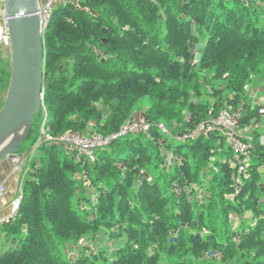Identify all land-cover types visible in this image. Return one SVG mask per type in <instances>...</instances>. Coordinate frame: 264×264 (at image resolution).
I'll list each match as a JSON object with an SVG mask.
<instances>
[{"label": "trees", "instance_id": "16d2710c", "mask_svg": "<svg viewBox=\"0 0 264 264\" xmlns=\"http://www.w3.org/2000/svg\"><path fill=\"white\" fill-rule=\"evenodd\" d=\"M43 44L52 135L118 133L146 97L150 128L96 150L94 162L41 146L18 214L2 226L25 235L0 264H264L262 104L244 96L264 65V0H69ZM191 44L204 45L195 64ZM10 50L0 47L4 98ZM227 107L241 130L251 126L242 173L223 132L190 136ZM101 234L113 245L95 251L88 243Z\"/></svg>", "mask_w": 264, "mask_h": 264}, {"label": "water", "instance_id": "95a60500", "mask_svg": "<svg viewBox=\"0 0 264 264\" xmlns=\"http://www.w3.org/2000/svg\"><path fill=\"white\" fill-rule=\"evenodd\" d=\"M80 1V0H78ZM187 7V5H186ZM38 0H4L5 28L11 49V77L0 115V165L14 168L17 150L25 142L41 109L44 89V44ZM192 63L201 60L203 44H191ZM197 102V100H195ZM243 108L239 115L243 113ZM145 116V114H143ZM137 118L133 116L132 119ZM61 147L65 148L64 145ZM174 160L170 161L172 164ZM149 181L150 175L146 174ZM175 238L171 239L174 242ZM212 250L208 256H214Z\"/></svg>", "mask_w": 264, "mask_h": 264}, {"label": "built area", "instance_id": "2783aa9c", "mask_svg": "<svg viewBox=\"0 0 264 264\" xmlns=\"http://www.w3.org/2000/svg\"><path fill=\"white\" fill-rule=\"evenodd\" d=\"M38 1L40 8L39 14L42 20V32L44 34L56 6L69 0ZM0 45L10 46L8 31L5 28L4 13L2 16H0ZM5 100L6 98H4L0 81V110ZM261 104L262 105L260 113L264 118V98ZM41 110H43V112L45 113L46 119L39 128L38 138L34 146L27 152L23 153L22 157L17 156L16 158H14L15 166L13 168V175L16 177L19 183L18 196L11 203L10 215L6 218H0V227L16 218L22 202L23 186L26 176L30 170V164L36 156V151L41 146L47 144H58L60 146L64 145L70 153H75L77 162H80L82 160L94 162L96 158V150L109 146L113 141L125 136L129 132L148 131L150 128V125L143 118H135L127 123L120 132L109 136H104L97 133H66L64 135L56 137L50 133L47 127L48 112L44 104V93L42 94ZM160 128L164 132H167L164 125H160ZM213 130H220L226 135L228 141L235 150L236 160L238 161L240 168L239 171L240 173L244 172L246 168L249 167L252 160L253 136L249 133V131L251 130V126H247L244 130H241L238 126V115L233 112L232 107H227L222 109L219 114L213 119L200 124L196 132L191 133L190 136L208 133ZM183 137L187 138V136ZM260 141L262 146H264V133L262 134ZM7 190L8 187L5 183L0 185V198H3L5 196Z\"/></svg>", "mask_w": 264, "mask_h": 264}, {"label": "rangeland", "instance_id": "374dc122", "mask_svg": "<svg viewBox=\"0 0 264 264\" xmlns=\"http://www.w3.org/2000/svg\"><path fill=\"white\" fill-rule=\"evenodd\" d=\"M4 13V0H0V16H2ZM3 21V20H2ZM4 24V23H2ZM0 47H3V45H0ZM9 52V51H8ZM11 53V50H10ZM210 76L212 75V73L209 74ZM264 83V65H262L258 71L254 72L251 76L250 81L247 84V88L245 91V95L248 98V102L251 105L252 108H257L259 106L258 102H262L263 98H264V91H262V86ZM7 92L5 94V98H6ZM5 105V101L2 104L1 110H0V115L3 111ZM150 100L148 97L143 98L142 100H140V102L138 103V106L136 107V113L134 116H137V118H144V113L150 108ZM140 113V114H139ZM46 116L45 113L43 112V110H41L40 115L38 117V123L40 124V126L42 125V123L45 121ZM263 121L261 122L260 126H259V131L261 133H264V118L262 117ZM180 137H183L182 135ZM32 140H27L24 142L23 144V149L24 152H27L29 150V148H31L32 146ZM40 154V150L36 151V156H38ZM86 195L88 196L89 194L86 193ZM91 199V198H90ZM90 209V207H89ZM24 232L18 233V234H10L9 236L7 235V232L3 230V227H0V253L6 251L7 249H14L16 247V244L13 242V238H16L18 240H20L22 237H24ZM96 240H98L97 242H90L88 243L89 246L93 249H95V251H98L99 248H103V247H109L110 245H113V243H111L110 241L107 240V238L103 237V234L99 235L96 237ZM69 254V253H68ZM70 257L73 259L74 258V254L70 253Z\"/></svg>", "mask_w": 264, "mask_h": 264}, {"label": "crops", "instance_id": "0c3cea01", "mask_svg": "<svg viewBox=\"0 0 264 264\" xmlns=\"http://www.w3.org/2000/svg\"><path fill=\"white\" fill-rule=\"evenodd\" d=\"M140 114V113H139ZM6 184L7 193L0 198V218H6L11 212V203L18 196V180L13 175V168L7 162L0 165V185Z\"/></svg>", "mask_w": 264, "mask_h": 264}]
</instances>
